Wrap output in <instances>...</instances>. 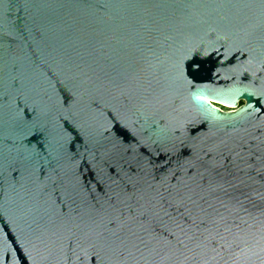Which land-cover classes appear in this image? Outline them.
<instances>
[{
    "label": "water",
    "instance_id": "water-1",
    "mask_svg": "<svg viewBox=\"0 0 264 264\" xmlns=\"http://www.w3.org/2000/svg\"><path fill=\"white\" fill-rule=\"evenodd\" d=\"M0 264H264V0H0Z\"/></svg>",
    "mask_w": 264,
    "mask_h": 264
},
{
    "label": "rangeland",
    "instance_id": "rangeland-1",
    "mask_svg": "<svg viewBox=\"0 0 264 264\" xmlns=\"http://www.w3.org/2000/svg\"><path fill=\"white\" fill-rule=\"evenodd\" d=\"M242 103H243V102L240 101V102L238 103V106H236V107H230V108H228V107H224V106L220 107V106L217 105V104H214V105L217 106V107H219L220 110H223V111H229V110L237 109V108L240 106V104H242Z\"/></svg>",
    "mask_w": 264,
    "mask_h": 264
},
{
    "label": "bare ground",
    "instance_id": "bare-ground-1",
    "mask_svg": "<svg viewBox=\"0 0 264 264\" xmlns=\"http://www.w3.org/2000/svg\"><path fill=\"white\" fill-rule=\"evenodd\" d=\"M210 102H211L212 104H220V105H223V106L228 107V108L232 107V106H229V105H227V104H223V103L216 102V101H213V100H210ZM218 108H219V107H218Z\"/></svg>",
    "mask_w": 264,
    "mask_h": 264
},
{
    "label": "flooded vegetation",
    "instance_id": "flooded-vegetation-1",
    "mask_svg": "<svg viewBox=\"0 0 264 264\" xmlns=\"http://www.w3.org/2000/svg\"><path fill=\"white\" fill-rule=\"evenodd\" d=\"M217 105H219L220 107H222L223 105H220V104H217ZM225 107V106H224Z\"/></svg>",
    "mask_w": 264,
    "mask_h": 264
}]
</instances>
